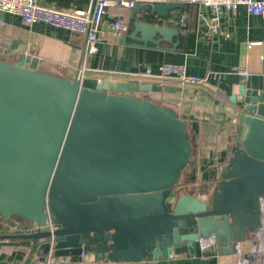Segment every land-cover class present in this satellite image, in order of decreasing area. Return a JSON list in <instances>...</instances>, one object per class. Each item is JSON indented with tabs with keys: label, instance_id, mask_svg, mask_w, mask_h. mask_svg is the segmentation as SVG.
<instances>
[{
	"label": "water",
	"instance_id": "obj_1",
	"mask_svg": "<svg viewBox=\"0 0 264 264\" xmlns=\"http://www.w3.org/2000/svg\"><path fill=\"white\" fill-rule=\"evenodd\" d=\"M184 7L134 8L120 42L176 45L180 25L151 24L136 12L166 17ZM26 48L14 40L18 56L0 58V246L29 241L30 253L53 248L60 262L82 261L86 251L103 261H139L170 259L180 246L194 255L207 241L220 255H234L262 230L264 92L242 84L241 101L231 96L237 108L227 111L239 137L214 189L193 194L181 181L194 162L190 124L137 94L163 91L161 84L63 76L40 68ZM6 221L35 228L4 230Z\"/></svg>",
	"mask_w": 264,
	"mask_h": 264
},
{
	"label": "crops",
	"instance_id": "obj_2",
	"mask_svg": "<svg viewBox=\"0 0 264 264\" xmlns=\"http://www.w3.org/2000/svg\"><path fill=\"white\" fill-rule=\"evenodd\" d=\"M42 1L49 3L50 0ZM192 6L193 11H185L181 16L177 9L171 10V17L165 20L161 19L163 16L145 9L136 12L137 18L151 24L182 27L183 36L179 42L176 45L162 42L163 48H157L154 43L144 47L120 42L121 36L115 34L112 21L120 16L130 23L134 9L109 7L101 26L97 51L87 56L83 34L43 22L30 26L19 16L0 11V21L4 22L0 24V58L13 60L18 56L17 49L11 50L16 40L27 47V52L32 51L39 57V67L43 70L73 77L86 68V77L161 84L165 88L163 91H141L137 94L174 108L190 124L194 162L181 181L189 193H207L214 189L216 174L221 172L232 155V147L239 137L240 126L227 111L228 107L237 108L231 96L235 94L237 101H241L239 87L242 84L264 92V15L252 14L245 5H240L236 10L223 14L219 33L206 37V24L200 13L209 16V10L202 5ZM149 13L155 15L148 16ZM186 24L195 36L192 45L188 43ZM128 42L134 40L129 39ZM164 62L184 63L190 74L209 75V83L200 88L188 87L192 92H171L166 88L179 86L175 81L133 75L134 72H145L147 66L157 72ZM243 67L250 70L248 79L239 72ZM249 242L245 241L244 246ZM32 247L29 241L18 246H0V264H30L34 255L44 254L37 246L34 254L30 255ZM234 260L235 255H220L216 248L203 249L198 245L194 255L185 246L177 247L170 259L103 261L86 251L82 261L72 258L60 264H232Z\"/></svg>",
	"mask_w": 264,
	"mask_h": 264
},
{
	"label": "built area",
	"instance_id": "obj_3",
	"mask_svg": "<svg viewBox=\"0 0 264 264\" xmlns=\"http://www.w3.org/2000/svg\"><path fill=\"white\" fill-rule=\"evenodd\" d=\"M158 3H183L189 5H202L209 10L210 15L200 13V17L206 24L205 36L211 37L220 31L221 18L226 11L236 10L240 5H245L252 14L264 15V0H90L86 7L72 6L70 8H58L55 4L44 3L42 0H0V11L13 13L21 18L27 25H34L39 22L50 24L57 28H64L71 32H77L85 36L84 51L86 56L97 51V44L101 38V26L104 16L109 7H125L134 9L140 4L155 5ZM3 25L4 22L0 21ZM163 26V25H161ZM166 27V26H165ZM112 28L115 34L122 36L130 29V23L124 18L114 17ZM245 79L250 76V70L243 67L239 70ZM79 77H86V68L79 71ZM135 76L146 75L164 80H172L183 87H202L209 83V75L190 74L184 63L164 62L159 70L154 72L151 66H147L145 72H134ZM114 80L113 78H110ZM102 80V79H100ZM235 121V118H234ZM264 212V200H262ZM14 228L16 232H27L35 226L20 222L10 226L9 221L4 222V230ZM47 228L53 231L55 228L52 221ZM51 243L54 242V235L51 236ZM248 241V240H247ZM248 247L244 242L236 246L235 260L232 264H264V219L263 228L253 239H250ZM248 244V245H249ZM211 242H202L203 249H214ZM29 254H34L33 252ZM53 254V248L46 255H34L30 264H60Z\"/></svg>",
	"mask_w": 264,
	"mask_h": 264
},
{
	"label": "trees",
	"instance_id": "obj_4",
	"mask_svg": "<svg viewBox=\"0 0 264 264\" xmlns=\"http://www.w3.org/2000/svg\"><path fill=\"white\" fill-rule=\"evenodd\" d=\"M51 2V3H50ZM52 3H54L58 8H70V7H72V6H76V7H86V6H88L89 5V3H90V0H50L49 1V4H52ZM193 6L192 5H189V4H186L185 5V7L184 8H178L176 11H178V12H180L179 14H180V16L182 15L181 13H184L185 11L186 12H191V11H193V8H192ZM154 13V12H153ZM156 14V13H155ZM155 14H151V13H149L148 14V16H150V15H155ZM169 16V15H168ZM168 16H166V17H168ZM166 17H164V18H161L162 20H165V19H167ZM169 17H171V15L169 16ZM176 26H178V25H176ZM167 27H173V26H167ZM186 29H188L187 30V34H188V43L190 44V45H192L193 43H194V39H195V36H194V34H192L191 32H190V30H189V28H188V26H187V24H186Z\"/></svg>",
	"mask_w": 264,
	"mask_h": 264
},
{
	"label": "rangeland",
	"instance_id": "obj_5",
	"mask_svg": "<svg viewBox=\"0 0 264 264\" xmlns=\"http://www.w3.org/2000/svg\"><path fill=\"white\" fill-rule=\"evenodd\" d=\"M149 5H150V4H143V5L140 4V5H138V6H149ZM138 6H137V7H138ZM250 245H251V244H249V245H247V246H245V247H248V246H250Z\"/></svg>",
	"mask_w": 264,
	"mask_h": 264
}]
</instances>
